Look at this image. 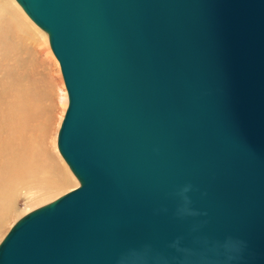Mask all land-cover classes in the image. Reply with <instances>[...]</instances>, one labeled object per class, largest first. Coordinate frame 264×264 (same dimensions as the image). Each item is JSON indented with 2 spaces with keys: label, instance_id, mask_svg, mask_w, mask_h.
<instances>
[{
  "label": "water",
  "instance_id": "1",
  "mask_svg": "<svg viewBox=\"0 0 264 264\" xmlns=\"http://www.w3.org/2000/svg\"><path fill=\"white\" fill-rule=\"evenodd\" d=\"M49 35L79 186L0 264H264V0H17Z\"/></svg>",
  "mask_w": 264,
  "mask_h": 264
},
{
  "label": "bare ground",
  "instance_id": "2",
  "mask_svg": "<svg viewBox=\"0 0 264 264\" xmlns=\"http://www.w3.org/2000/svg\"><path fill=\"white\" fill-rule=\"evenodd\" d=\"M0 11L4 16L0 25L1 229L14 211L13 198L19 187L27 183L60 186L66 173L64 165L56 160V140L50 135L48 125L45 129L43 119L44 125H40L45 113L42 114L36 104L39 80L31 74L29 59L19 55L21 48L12 44L16 41L25 49L29 45L34 48L43 44L46 37L12 0H0Z\"/></svg>",
  "mask_w": 264,
  "mask_h": 264
},
{
  "label": "rangeland",
  "instance_id": "3",
  "mask_svg": "<svg viewBox=\"0 0 264 264\" xmlns=\"http://www.w3.org/2000/svg\"><path fill=\"white\" fill-rule=\"evenodd\" d=\"M12 1L19 7V9L27 17V19L46 37V40L43 44L34 48L29 45L27 47L28 49H25V46L23 48V46L16 43V41H12V39L11 41L13 45H17V47L21 48L20 51L22 52L19 55H24V58L27 57L29 59V66L30 70L32 71L31 74L34 78H37L39 80L37 87L38 89L37 91L35 90L37 92L36 104L38 110L42 114L45 113V116L43 118H40V121L42 122L40 125H44V122H46L45 129L48 125V131L50 132V135L53 136L56 140L55 153L58 158L56 160L61 165H64L66 169H64V173H66V177L64 179L66 180L63 179L62 184H59L60 186H56V183H52L44 187L41 185L39 186V184L31 186L27 183L19 187L15 192L13 198L14 211L11 213L10 217L5 220L3 226L0 229V243L2 242L6 234L10 231L15 222L22 216H24L31 210L40 207L71 191L80 184L78 179L72 173L68 164L60 154L57 145L58 132L69 103L68 93L64 83L59 61L57 60L51 49L49 35L47 34V32L41 29L27 15L22 6L16 0ZM2 12L3 11H0V25L4 17ZM27 43H29V41ZM46 114H48L49 116H46ZM42 119L44 120V122L42 121ZM45 119H48V122Z\"/></svg>",
  "mask_w": 264,
  "mask_h": 264
}]
</instances>
